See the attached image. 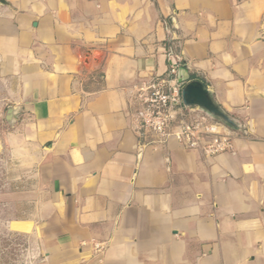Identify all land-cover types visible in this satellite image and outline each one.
Wrapping results in <instances>:
<instances>
[{"label": "crops", "instance_id": "obj_1", "mask_svg": "<svg viewBox=\"0 0 264 264\" xmlns=\"http://www.w3.org/2000/svg\"><path fill=\"white\" fill-rule=\"evenodd\" d=\"M4 1L1 144L39 264H264V0ZM176 60L244 126L230 152L134 128Z\"/></svg>", "mask_w": 264, "mask_h": 264}, {"label": "built area", "instance_id": "obj_2", "mask_svg": "<svg viewBox=\"0 0 264 264\" xmlns=\"http://www.w3.org/2000/svg\"><path fill=\"white\" fill-rule=\"evenodd\" d=\"M179 60L171 63L168 76L142 82L134 87L130 98L134 128L149 134L156 145L175 140L188 150H198L205 156H216L232 150L238 134L225 125L209 119L204 114L185 109L177 78ZM97 252L100 246H95Z\"/></svg>", "mask_w": 264, "mask_h": 264}, {"label": "rangeland", "instance_id": "obj_3", "mask_svg": "<svg viewBox=\"0 0 264 264\" xmlns=\"http://www.w3.org/2000/svg\"><path fill=\"white\" fill-rule=\"evenodd\" d=\"M7 109L0 98V264H39V258L29 245L28 238L14 231L21 230L17 223H13L19 207L15 197L17 172L1 144L4 135L14 125L5 121Z\"/></svg>", "mask_w": 264, "mask_h": 264}, {"label": "water", "instance_id": "obj_4", "mask_svg": "<svg viewBox=\"0 0 264 264\" xmlns=\"http://www.w3.org/2000/svg\"><path fill=\"white\" fill-rule=\"evenodd\" d=\"M1 5H6L0 0ZM182 105L185 109H197L209 119L225 125L236 133H245L244 126L227 114L214 100L211 91L199 81H192L185 84L180 92ZM19 109L9 107L5 113V121L9 124L15 122Z\"/></svg>", "mask_w": 264, "mask_h": 264}]
</instances>
